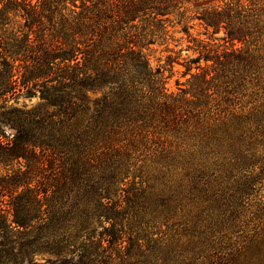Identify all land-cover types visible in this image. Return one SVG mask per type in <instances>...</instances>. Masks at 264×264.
I'll use <instances>...</instances> for the list:
<instances>
[{
  "label": "trees",
  "instance_id": "1",
  "mask_svg": "<svg viewBox=\"0 0 264 264\" xmlns=\"http://www.w3.org/2000/svg\"><path fill=\"white\" fill-rule=\"evenodd\" d=\"M187 4L0 0V165L11 169L0 175V264H264L261 251L252 253L259 235L227 256L201 250L203 223L235 218L248 180L234 155L246 126L231 122L225 108L214 112L219 102L204 114L202 99L214 103L205 94L219 75L197 73L208 68L201 60L212 69L238 61L234 49L187 61L193 103L168 93L136 46L144 34L168 35ZM206 4L190 21L224 30L231 47L264 17V0ZM11 15L22 20L16 32L8 31ZM21 96L39 101L8 105ZM195 137L206 159L197 167L190 154H174L195 153L185 142ZM178 165L184 174L176 182ZM185 203L199 208L186 241L154 238L149 227ZM41 253L51 257L37 261Z\"/></svg>",
  "mask_w": 264,
  "mask_h": 264
},
{
  "label": "rangeland",
  "instance_id": "2",
  "mask_svg": "<svg viewBox=\"0 0 264 264\" xmlns=\"http://www.w3.org/2000/svg\"><path fill=\"white\" fill-rule=\"evenodd\" d=\"M208 1L190 0V4L185 5L189 12L180 25L177 24L178 19L173 18L168 35L161 34L154 37L147 35L144 38V34L136 46L151 69L153 71L159 69V77L165 79L168 93L193 103H197L198 99L195 98L196 88L192 86L193 79L190 74H186L187 61L207 53L212 55H221L224 51L233 53L234 49L232 55L237 57L238 61H234L223 69H216L215 66L212 69L213 62L206 64L201 60V67L208 68L197 73L219 75V78L210 84V91H206L205 94H213L214 103L208 102L207 97L202 99L206 103L204 114L207 115L208 111H213L211 108L208 109V103L213 105L219 102L220 108L214 112L225 108V113H228L231 122L246 126L245 141L242 142L240 153L234 155L236 161L245 166L239 176H246L248 180L243 187L244 192L240 199L242 206L237 209L235 218H231L226 224L216 218L203 223L205 226L200 236V242L203 245L201 250L204 257L212 254L220 257L227 256L259 235L256 239L258 246L252 253L259 250L264 255V17L256 16L257 22L255 26L251 25V34L246 41L235 42L234 47H231V43L225 39L224 30L214 34L213 30L207 29L202 22L196 19L190 21L196 12L201 13L203 9L211 5L206 4ZM193 3H198L201 8L195 10ZM215 4L223 7V3ZM10 20L8 31L16 32L22 20L13 15L10 16ZM183 26L190 27L188 34L181 32ZM150 41L152 42L149 43ZM191 66L193 68L191 73H196L195 65L191 64ZM38 101L37 97L27 99L21 96L17 100L11 99L8 105L30 108L36 106ZM175 141L177 142L178 139L176 138ZM185 142L189 146L196 147L195 153H174L176 157H186L190 154L193 167H197L199 159L206 162L200 138H191ZM142 155L143 158L148 159L151 154L142 153ZM219 163L223 161L220 160ZM175 171L174 180L178 182L177 180H180L184 174L183 166L178 165ZM10 172V168L0 165V175ZM198 213L199 208L196 204L185 203L183 207H178L169 221L159 220L151 225L149 232L154 235V238L172 241L179 237L181 242H185L186 237L182 233L186 232L185 229L191 228L189 221H196ZM50 257L48 254L41 253L36 255L35 259L43 261ZM239 261L241 262L242 258Z\"/></svg>",
  "mask_w": 264,
  "mask_h": 264
}]
</instances>
